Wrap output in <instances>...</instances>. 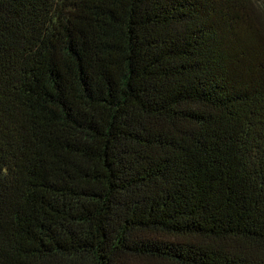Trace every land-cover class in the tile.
<instances>
[{
    "label": "trees",
    "instance_id": "obj_1",
    "mask_svg": "<svg viewBox=\"0 0 264 264\" xmlns=\"http://www.w3.org/2000/svg\"><path fill=\"white\" fill-rule=\"evenodd\" d=\"M0 264H264V0H0Z\"/></svg>",
    "mask_w": 264,
    "mask_h": 264
}]
</instances>
